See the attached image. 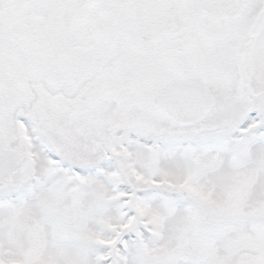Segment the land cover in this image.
Instances as JSON below:
<instances>
[{
	"label": "snow or ice",
	"instance_id": "snow-or-ice-1",
	"mask_svg": "<svg viewBox=\"0 0 264 264\" xmlns=\"http://www.w3.org/2000/svg\"><path fill=\"white\" fill-rule=\"evenodd\" d=\"M0 264H264V0H0Z\"/></svg>",
	"mask_w": 264,
	"mask_h": 264
}]
</instances>
